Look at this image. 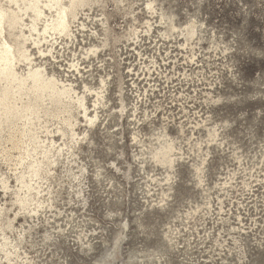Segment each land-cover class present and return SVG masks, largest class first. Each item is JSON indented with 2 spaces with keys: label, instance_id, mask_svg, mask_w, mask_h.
<instances>
[{
  "label": "rangeland",
  "instance_id": "rangeland-1",
  "mask_svg": "<svg viewBox=\"0 0 264 264\" xmlns=\"http://www.w3.org/2000/svg\"><path fill=\"white\" fill-rule=\"evenodd\" d=\"M38 5L0 0V264H264V0Z\"/></svg>",
  "mask_w": 264,
  "mask_h": 264
},
{
  "label": "bare ground",
  "instance_id": "bare-ground-1",
  "mask_svg": "<svg viewBox=\"0 0 264 264\" xmlns=\"http://www.w3.org/2000/svg\"><path fill=\"white\" fill-rule=\"evenodd\" d=\"M13 1L15 4L18 3L19 0H11ZM23 1H26V9L27 8H30L32 10H34L36 13L41 14L42 11L39 7V2L41 0H23ZM50 1H57V0H50ZM152 4L149 3L148 6L150 7ZM67 17V10L66 9H62L60 12H59V15L57 17V19L55 20V23H53V26L55 28H60L63 32H65L66 34L69 33V26H68V21L66 19ZM164 17V14L161 13L160 14V19L162 20ZM171 18V17H170ZM4 19H5V11L1 8L0 6V27L2 25V23L4 22ZM16 16L12 19L9 20V23L11 24H14L16 23ZM172 21V19H170V22ZM71 22V21H70ZM194 23H191L189 24V27L185 28L186 30V33L188 34H192L194 32V26L195 24L193 25ZM48 27V26H46ZM43 28V27H42ZM171 28L173 29H177V27H175L174 25L171 26ZM9 54H11L10 52V46L7 45V44H3L2 47H0V77L1 78H4L6 80H10V81H19L20 80L18 79V77L16 76V74L14 73V71L11 69V65L8 63V60H9ZM41 72V71H40ZM22 76V75H20ZM34 80H36L37 84H36V89L40 90V91H45V90H53V85L50 83V82H47V81H44L40 78L39 74L37 72H33L31 73L30 75ZM105 84V83H104ZM33 85V84H32ZM72 86V85H71ZM70 90H73L71 88L67 89L65 86H62V88H60L58 91H57V95H56V98H57V101L60 100L61 97H65L66 94L70 91ZM74 91V90H73ZM37 92V91H36ZM73 93V92H72ZM103 97V96H102ZM0 100L1 101H4L5 100V93L2 95V97H0ZM103 100V99H102ZM77 101L79 102L80 105H82V101H83V97H78L77 98ZM8 102V101H7ZM36 102V101H35ZM62 102V101H61ZM94 102V101H93ZM38 103V101H37ZM3 104H5L3 102ZM18 104V103H17ZM7 105V104H5ZM40 105V104H39ZM64 107V106H63ZM95 107V106H94ZM38 108V107H37ZM64 109H67V108H64ZM39 110V109H38ZM67 112V111H66ZM27 113V112H26ZM93 117V116H92ZM96 118V117H95ZM72 121V120H71ZM68 125V124H67ZM70 126V125H69ZM73 129V128H72ZM9 131V130H8ZM15 132V131H14ZM25 133V131H24ZM17 134V132H16ZM10 135V134H9ZM15 135V134H14ZM20 136V135H19ZM34 136V135H33ZM13 137V135H12ZM16 137V136H15ZM14 138V137H13ZM1 146L3 145L0 144ZM165 145V144H164ZM12 146H16L15 143L12 144ZM171 150H172V146L170 144L167 145V153H168V156H167V162L169 163V166L171 165V163L173 162V158L172 156L170 155L171 154ZM13 153V152H12ZM15 153V152H14ZM18 154V153H17ZM5 156L7 157V155L5 154ZM9 156V155H8ZM14 156V155H12ZM4 157V156H3ZM14 161V160H13ZM19 162V161H18ZM23 165V164H22ZM21 166V165H20ZM195 169L197 171H201L200 167L199 166H195ZM22 176V175H21ZM168 179V178H167ZM172 236V235H171ZM112 254V253H110ZM206 262V261H205Z\"/></svg>",
  "mask_w": 264,
  "mask_h": 264
}]
</instances>
